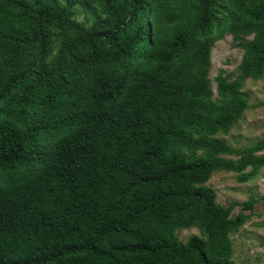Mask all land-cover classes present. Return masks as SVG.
<instances>
[{
  "label": "trees",
  "instance_id": "trees-1",
  "mask_svg": "<svg viewBox=\"0 0 264 264\" xmlns=\"http://www.w3.org/2000/svg\"><path fill=\"white\" fill-rule=\"evenodd\" d=\"M263 76L264 0H0V264H238L258 200L208 182L264 167V136L217 138Z\"/></svg>",
  "mask_w": 264,
  "mask_h": 264
},
{
  "label": "rangeland",
  "instance_id": "rangeland-1",
  "mask_svg": "<svg viewBox=\"0 0 264 264\" xmlns=\"http://www.w3.org/2000/svg\"><path fill=\"white\" fill-rule=\"evenodd\" d=\"M243 52L234 46L231 35L217 41L212 51L210 78L216 91V78L220 71L236 72L241 63ZM243 90L249 95V109L228 134H218L217 138L225 140L232 148L242 149L264 136V76L260 80L247 79ZM260 154H264V151ZM236 159L237 157H232ZM249 168L247 172H250ZM217 192L218 203L230 206L240 204L233 211V216L243 209L242 204L250 198L257 199L255 213L236 233L231 235L233 243V260L238 264H264V167L247 183H240L233 172H216L208 182ZM249 214L248 211H245ZM179 239L187 242L193 235H200L197 228L186 229L179 234Z\"/></svg>",
  "mask_w": 264,
  "mask_h": 264
}]
</instances>
